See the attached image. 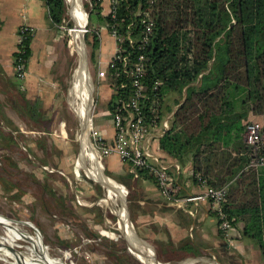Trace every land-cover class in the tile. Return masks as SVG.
<instances>
[{
    "label": "trees",
    "instance_id": "trees-1",
    "mask_svg": "<svg viewBox=\"0 0 264 264\" xmlns=\"http://www.w3.org/2000/svg\"><path fill=\"white\" fill-rule=\"evenodd\" d=\"M44 2L51 21L59 24L67 12L65 0ZM113 4L111 19L102 0H89L87 19L131 32L133 44L126 39L123 50L129 64L146 53L143 109L149 113L158 93L159 118L172 111L171 122L159 137L160 148L179 162L190 158L192 168L212 186H225L224 206L232 223L244 221L242 233L256 239L264 252V179L256 174L264 166H247L249 146L243 138L248 114H264V0H114ZM145 11L154 21L146 42L140 33ZM97 35L91 43L95 63ZM30 38L27 34L23 51H15L13 60L17 56L28 60ZM121 79L128 83L126 92L112 89L108 117L118 98L129 96L128 77L109 81ZM37 106L32 105L33 112Z\"/></svg>",
    "mask_w": 264,
    "mask_h": 264
},
{
    "label": "rangeland",
    "instance_id": "rangeland-1",
    "mask_svg": "<svg viewBox=\"0 0 264 264\" xmlns=\"http://www.w3.org/2000/svg\"><path fill=\"white\" fill-rule=\"evenodd\" d=\"M87 2L89 0H80L87 29L83 30L81 39H76L73 30L70 34L67 29L61 36L62 53L54 65L59 71L58 92L61 95L55 106L46 108L47 105L41 100L35 102L36 97H28L17 82L0 74V214L14 221L22 231L30 234L37 231L48 245L50 254L62 256L68 264H143L132 245L129 248L133 240L130 241L118 226V215L114 211L119 209L120 199L106 202L108 195L105 184L89 176L80 160L83 132L80 105H83V100L74 84L76 70L84 59L90 84L95 85V89L89 94L88 80L82 97L86 92V97L91 99L88 115L97 126L106 120L103 114H106L107 105L105 101L97 100L99 84L95 73L99 67L100 27L101 47L113 45L103 23L88 22ZM65 3L67 12L64 24L66 28L73 29L76 4H73V0H65ZM106 5L105 2L104 9ZM94 34L99 37L98 47L94 51L96 63L91 58ZM72 37L74 42L69 43ZM80 42L84 48L83 59L77 47ZM24 96L29 99V105L25 103ZM33 102L41 111L38 112V119L32 117L37 112H33ZM95 156L101 171L121 186L128 224L135 237L144 242H136L139 248L150 246L161 264H183L187 261L192 264H223L216 257L183 255L170 260L163 258L153 242L137 235L131 222V194L128 188L114 180L106 171L104 161L101 162L97 154ZM83 162L85 166L88 164L87 157H83ZM26 222L34 227L27 226ZM0 235H4L2 226ZM18 244V251L26 252L23 246L26 242ZM0 264L13 263L10 258L0 256Z\"/></svg>",
    "mask_w": 264,
    "mask_h": 264
},
{
    "label": "crops",
    "instance_id": "crops-1",
    "mask_svg": "<svg viewBox=\"0 0 264 264\" xmlns=\"http://www.w3.org/2000/svg\"><path fill=\"white\" fill-rule=\"evenodd\" d=\"M102 2L103 4L106 2V8L104 9L103 4L102 7L103 11H107L110 0L105 2L102 0ZM22 23H27L32 28V32L26 75L23 81H19L13 78V57L18 45V28ZM104 30L111 37L113 45L109 48L101 47L100 28L98 59L100 67L106 65L115 48L113 36L107 28ZM60 41H62L61 36L49 17L44 0H0V74L12 78L18 83L19 88L22 86L21 89L28 94V97H36L35 102L38 103L41 100L47 105L46 108L53 107L60 101L58 100L61 95L58 92L59 71L57 72L54 66L62 53ZM97 83L99 84L98 100L107 103L112 90L103 79L98 80ZM26 100L25 103L28 104L29 99ZM90 100L86 102L89 104ZM35 102L33 104H36ZM38 107L37 112L32 116L34 118L36 116L35 119H38V112H41ZM103 115L106 120L97 127L106 138L111 139L112 119L111 116ZM164 117L170 124L172 111ZM247 118L255 119L264 125V114L250 112ZM159 137L160 135L151 136L145 142L152 154L151 161L157 158L167 164L179 187L180 196L198 191L199 187L190 173L192 169L190 158L179 162L175 157L168 155L160 148ZM99 157L101 162L104 161L108 174L124 184L131 194V222L137 235L153 242L163 258L170 260L186 255L214 259L216 257L223 264H264V252L257 240L242 233L244 221L238 220L233 224L232 240L227 242L218 228L213 205L209 201L191 202L186 207L174 206L161 194L152 176L144 173L137 177L133 176L128 164L117 154ZM256 174L264 179V169H257Z\"/></svg>",
    "mask_w": 264,
    "mask_h": 264
},
{
    "label": "built area",
    "instance_id": "built-area-1",
    "mask_svg": "<svg viewBox=\"0 0 264 264\" xmlns=\"http://www.w3.org/2000/svg\"><path fill=\"white\" fill-rule=\"evenodd\" d=\"M113 3L114 0H110L107 8L111 19H114L116 9V4ZM143 14V25L140 33L141 40L146 42L152 33L154 21L148 11ZM65 20L66 17L56 25L57 33L60 36L64 34L66 29L70 34L72 31V28H66ZM84 30L86 31L87 29L84 27ZM107 30L115 40V48L106 65L98 67L96 76L99 81L100 79L105 80L111 90L120 87L124 89V92H126L125 88L128 85L125 80L121 79L117 83L114 81L111 83L109 80L123 78V76L128 77L130 80L129 96L127 98H118L110 112L113 123V136L111 139L106 138L100 129L93 124L92 120H89L88 141L90 148L98 156L117 154L122 161L128 164L130 173L135 177L141 175V173L152 176L161 194L174 206L186 207L191 202L209 201L213 205L218 228L222 236L227 242H231L233 223L224 206L227 198L226 187L212 186L200 172L192 168L190 173L199 189L194 193L180 196L178 194L179 187L169 172L167 164L157 158H155V161H151L150 157H152V154L145 142L151 136L157 137L161 135L167 129L169 122L165 117L159 118L160 101L158 93L153 97L148 109L149 113H146L143 109V104L141 103L143 99L141 75L144 70L143 57L146 53L140 54L133 64H129V60L123 50L126 39L129 44H133L131 32H120L112 23ZM31 32L32 28L27 23H22L19 26L16 52L21 53L23 51V40ZM72 42H74L73 37L69 39V43ZM13 61L14 76L19 81H23L26 75L27 60L22 56H17ZM154 87L156 88L157 84ZM92 89H95V85L92 86ZM243 138L249 146L247 166H264V125L255 119L246 118L244 120Z\"/></svg>",
    "mask_w": 264,
    "mask_h": 264
},
{
    "label": "bare ground",
    "instance_id": "bare-ground-1",
    "mask_svg": "<svg viewBox=\"0 0 264 264\" xmlns=\"http://www.w3.org/2000/svg\"><path fill=\"white\" fill-rule=\"evenodd\" d=\"M73 4H76L75 13H76V20L75 26L72 29L75 38L78 40L82 37V32L85 27V13L82 11L80 7V0H73ZM80 53L82 54L81 58H84L83 53V44L80 42L77 45ZM80 58V59H81ZM76 73V80L75 85L78 87L79 94L81 99L83 100L82 110L80 113L83 116V132H82V151L80 160L83 166L85 167V172L95 178L102 181L106 188H107V199L106 202L110 203V201L116 199H120L121 205L119 209H116L114 212L118 215V226L127 234L129 240H133L132 248L134 252L139 256L140 260H142L145 264H157L155 261V256L153 251L151 250L150 246H145L144 248L141 246L139 248L137 246L138 240L136 239L133 231L131 230L130 225L127 221V213L124 207V203L122 200L121 195V186L117 185L114 181L108 178L100 169V164L97 162V158L93 151H91L88 141V127H89V120L88 117V106L89 104L86 102L89 98L86 97L87 93L85 92L84 97H82L83 91L85 89V85L87 83L88 74L86 70V64L83 59V62L77 68ZM78 80V81H77ZM80 84V85H79ZM89 88L90 94L92 91V85L90 84L89 80ZM78 93V92H77ZM83 157H87L88 164L83 162ZM111 197V198H110ZM27 226H33L31 223H27ZM0 225L4 230V235H0V256L1 257H8L11 259L13 264H68L65 262L62 256H53L49 252V247L46 245L37 231L34 234H30L27 231H22L20 227L14 224V221L10 220L8 217H5L0 214ZM0 226V227H1ZM34 227V226H33ZM18 242H26L25 246L26 252H19L18 247L20 244ZM137 242V243H136ZM24 250V248H23ZM183 264H192L190 261H187Z\"/></svg>",
    "mask_w": 264,
    "mask_h": 264
},
{
    "label": "water",
    "instance_id": "water-1",
    "mask_svg": "<svg viewBox=\"0 0 264 264\" xmlns=\"http://www.w3.org/2000/svg\"><path fill=\"white\" fill-rule=\"evenodd\" d=\"M136 239L138 240V242H142V243H144L140 238H138V237H136ZM130 242V241H129ZM146 244V243H145ZM131 245H132V243H130V246H129V248H131ZM148 246V245H147ZM131 251V250H130ZM155 261H156V263L157 264H161V262L158 260V259H156V257H155ZM141 263H143L142 261H140ZM143 264H145V263H143Z\"/></svg>",
    "mask_w": 264,
    "mask_h": 264
}]
</instances>
